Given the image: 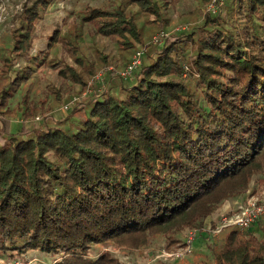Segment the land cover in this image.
<instances>
[{"label":"trees","instance_id":"obj_1","mask_svg":"<svg viewBox=\"0 0 264 264\" xmlns=\"http://www.w3.org/2000/svg\"><path fill=\"white\" fill-rule=\"evenodd\" d=\"M54 1L26 0L1 67L0 251L61 254L55 264H120L91 249L112 243L138 250L157 236L174 245L223 203L264 183V0H230L214 15L207 11L196 31L172 36L156 2L128 0L145 25L165 35L152 48L156 56L146 48L132 76L117 77V89L94 87L64 128L13 133L9 104L55 47L80 68L50 66L65 83L85 89L94 77L80 57L82 26L119 39L125 50L146 47L144 25L126 6L86 7L80 27L55 31L47 49L31 56L37 23ZM12 60L24 65L10 79ZM99 60L107 64V56ZM47 88L61 99L59 89ZM28 101L27 92L22 104L32 111ZM215 264H264V224L228 231Z\"/></svg>","mask_w":264,"mask_h":264},{"label":"rangeland","instance_id":"obj_2","mask_svg":"<svg viewBox=\"0 0 264 264\" xmlns=\"http://www.w3.org/2000/svg\"><path fill=\"white\" fill-rule=\"evenodd\" d=\"M152 1L156 2L159 7L162 8V15L168 20L165 33L169 36L178 35L180 32L188 30V28L189 30L196 31L197 28L202 25L204 14L208 11L209 7L208 5H204L202 0H176L174 1L175 4H170L167 7L165 3L170 2V0ZM127 2L128 0H55L48 10L42 12L37 23V37L31 56H35L39 52L47 49L49 39L55 31H60V33L64 34L67 33L70 28L80 27L79 21L82 18L84 8L91 7L112 10L121 6H126L128 11L137 14L139 26L142 27L144 25L145 46L149 49L151 57L152 55L155 57L156 53L153 54L154 49L152 50V48L159 47L154 45L153 41L159 34L158 30L155 28L152 30L150 25H145V17L140 14L135 6ZM228 3H230V0H219V5L218 7L216 6L217 11ZM25 4L26 0H0V72L4 59L11 58L13 46L12 35L19 27V17ZM81 31L79 40L80 57H82L87 64L92 65L94 77L86 80L87 86L85 89L81 86L73 85L70 82L65 83L58 77L56 71L50 69V66L54 65L56 62L65 61L66 64L75 68L77 71H80V68L71 57L63 55L60 47H55L50 54L46 56V62L43 67L38 69L33 78L22 86L21 90L9 104L7 118L10 119L11 131L13 133L22 131L27 132L34 128H64L65 123L63 122L68 117L70 110L73 108L79 109L84 105L87 106L90 97L94 94V87L96 90H99L98 93L101 92L100 90H103L105 85L107 88L115 87V89H117V84L120 81L117 78L119 77V73L124 71L132 60L134 53L137 52L139 48H145L141 46L137 48V51L125 50V47L120 45L119 39L111 40L98 35L92 24L82 26ZM148 36L152 39L150 40ZM102 56H107V64H103L99 60ZM13 63L15 66L10 75V79L13 78L14 72L18 71L20 67L24 65V62L20 61H13ZM108 74L113 75L106 77ZM99 76L102 77L98 81L97 78ZM186 77L190 83L194 85L191 79H189L188 74ZM106 82H111V84L108 85ZM50 85L55 90H60V100H56L51 89L47 88ZM90 85L92 86L90 87ZM88 88H92V93L80 99L83 94H86ZM27 92L29 106L32 111L27 110L26 106L22 104L23 96ZM115 92L118 93L117 91ZM74 100L79 102L76 103ZM66 105H69V111L63 109ZM0 112L4 111L0 110ZM77 118L78 117L75 116L72 121H67L68 125L71 122L77 121ZM260 191H264L263 182L259 186L252 184L249 192L257 194ZM247 195H249V193H247ZM240 199L242 198L228 200L223 203L216 210L215 214L210 216L201 228L197 229L198 234L192 245V253L185 255L184 258L179 261L171 258L165 259L160 257V255L163 251L169 253L179 251L189 232L185 233L183 236H179V243H175L174 245L165 237L157 236L151 240L149 245L138 250L109 243L93 247L91 249V254L97 257L104 253H108L118 260L120 264H215V260L227 232L236 229H224L219 235L212 238L208 236L210 234L203 232V230L205 228H218L221 223V215L232 209L234 203L240 201ZM240 232L245 233V231ZM22 245L23 241H19L16 246L22 247ZM61 256V254L55 256L40 250H28L22 254L17 250L0 251V259L5 261L4 264H13L16 261L21 262L26 259H28V261L37 260L38 263L34 264H55L60 261ZM53 260H56V262L53 263Z\"/></svg>","mask_w":264,"mask_h":264},{"label":"built area","instance_id":"obj_3","mask_svg":"<svg viewBox=\"0 0 264 264\" xmlns=\"http://www.w3.org/2000/svg\"><path fill=\"white\" fill-rule=\"evenodd\" d=\"M218 5H219V0H213L212 3L208 5L209 6L208 12L215 14L217 11L216 6L218 7ZM164 37L165 35L161 34L156 38H154L153 39L154 45H160ZM145 52H146V47L139 48V50L134 54L128 66L124 69L123 72L119 73V77L123 79H127L130 76H132L133 72L141 66L142 57ZM101 77L102 76H99L97 80L99 81ZM91 86L92 85H90V87ZM91 89L92 88H88L86 94H83L80 97V99L83 96L91 94L92 93ZM74 101H76V103L79 102L77 100ZM63 109L65 111H68L69 105L64 106ZM220 222L221 223L218 226V228L216 229L205 228L203 232L210 234L208 236L212 238L215 237L216 235H219L224 229L227 228L236 229L240 231H248L259 223L264 224V191H260L257 194H253L252 192H249L248 196H246L243 200L235 202L234 207L232 209H230L227 213L221 215ZM197 234H198L197 230L190 231L187 234V237L185 238V241L181 245L179 251L171 252V253L163 251L160 257L165 259L171 258L176 261L181 260L182 258H184L185 255L192 253L193 251L192 245L195 239L197 238ZM4 263L5 261L0 259V264H4ZM34 263H38V261L35 259L28 261V259H26L21 262L16 261L13 264H34Z\"/></svg>","mask_w":264,"mask_h":264},{"label":"crops","instance_id":"obj_4","mask_svg":"<svg viewBox=\"0 0 264 264\" xmlns=\"http://www.w3.org/2000/svg\"><path fill=\"white\" fill-rule=\"evenodd\" d=\"M254 229L256 230V229H257V226H256ZM254 229H253V230H254Z\"/></svg>","mask_w":264,"mask_h":264}]
</instances>
